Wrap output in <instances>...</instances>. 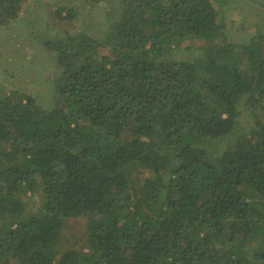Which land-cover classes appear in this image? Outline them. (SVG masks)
Masks as SVG:
<instances>
[{
  "label": "trees",
  "instance_id": "trees-1",
  "mask_svg": "<svg viewBox=\"0 0 264 264\" xmlns=\"http://www.w3.org/2000/svg\"><path fill=\"white\" fill-rule=\"evenodd\" d=\"M93 3L103 39L44 9L48 109L0 93V264H264V32L230 43L215 0ZM32 6L0 0V32Z\"/></svg>",
  "mask_w": 264,
  "mask_h": 264
},
{
  "label": "rangeland",
  "instance_id": "rangeland-1",
  "mask_svg": "<svg viewBox=\"0 0 264 264\" xmlns=\"http://www.w3.org/2000/svg\"><path fill=\"white\" fill-rule=\"evenodd\" d=\"M95 0H33V6L26 9L24 14L16 21L15 26L8 39V33L0 32V93L5 90H15L30 93L33 96L46 95L45 102L41 104L48 109L51 105L53 94V78L56 75L55 55L48 52L44 42L48 37L42 32L45 26L42 15L44 9L57 11L58 7L76 6L78 8V27L82 28L85 18L90 17L93 12L95 24L99 28L93 30L94 36L103 39L107 32L104 11L99 8L101 3L95 5ZM219 2L221 11L225 18V33L230 43L234 45L248 44L257 34L264 32V8L260 0H215ZM95 16V17H94ZM84 19V21H83ZM89 21L88 18H86ZM51 22L50 20H47ZM63 26V25H62ZM59 34V29L53 33ZM54 35V36H55ZM202 42L192 44L186 42L175 53L177 59L197 63L201 58ZM38 52L34 56V53ZM102 53H106L102 49ZM35 58H37L35 60ZM39 59V63L35 64ZM51 79V80H50ZM243 110V109H242ZM246 120L240 121L239 128L248 130ZM223 142L222 146H226ZM83 227V228H82ZM78 226L74 231L81 238L84 225Z\"/></svg>",
  "mask_w": 264,
  "mask_h": 264
}]
</instances>
